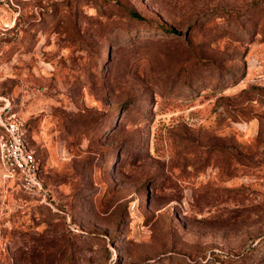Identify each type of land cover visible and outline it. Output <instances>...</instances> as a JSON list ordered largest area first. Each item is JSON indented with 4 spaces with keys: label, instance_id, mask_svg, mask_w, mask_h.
<instances>
[{
    "label": "rangeland",
    "instance_id": "1",
    "mask_svg": "<svg viewBox=\"0 0 264 264\" xmlns=\"http://www.w3.org/2000/svg\"><path fill=\"white\" fill-rule=\"evenodd\" d=\"M0 116V264H264V0H0Z\"/></svg>",
    "mask_w": 264,
    "mask_h": 264
},
{
    "label": "built area",
    "instance_id": "2",
    "mask_svg": "<svg viewBox=\"0 0 264 264\" xmlns=\"http://www.w3.org/2000/svg\"><path fill=\"white\" fill-rule=\"evenodd\" d=\"M0 165L7 179L45 195L41 164L29 146L22 125L11 117L0 116Z\"/></svg>",
    "mask_w": 264,
    "mask_h": 264
},
{
    "label": "trees",
    "instance_id": "3",
    "mask_svg": "<svg viewBox=\"0 0 264 264\" xmlns=\"http://www.w3.org/2000/svg\"><path fill=\"white\" fill-rule=\"evenodd\" d=\"M131 16H133L134 18H139V17L137 16V14H135V13H133V12H131Z\"/></svg>",
    "mask_w": 264,
    "mask_h": 264
}]
</instances>
